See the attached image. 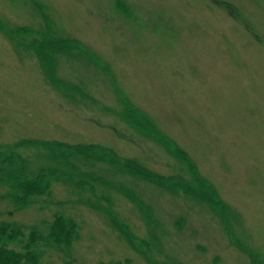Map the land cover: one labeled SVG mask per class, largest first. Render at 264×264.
Segmentation results:
<instances>
[{"label":"rangeland","instance_id":"374dc122","mask_svg":"<svg viewBox=\"0 0 264 264\" xmlns=\"http://www.w3.org/2000/svg\"><path fill=\"white\" fill-rule=\"evenodd\" d=\"M9 153L61 180L0 220L78 225L41 264H264V0H0Z\"/></svg>","mask_w":264,"mask_h":264},{"label":"trees","instance_id":"16d2710c","mask_svg":"<svg viewBox=\"0 0 264 264\" xmlns=\"http://www.w3.org/2000/svg\"><path fill=\"white\" fill-rule=\"evenodd\" d=\"M131 164L132 167L135 165ZM26 165L25 160L15 153L0 155V188L6 189L0 197L5 196L20 208L31 204L37 197L50 193L51 185L61 180L53 172L30 175ZM146 175L153 176L142 169L139 176ZM157 183L162 182L158 180ZM42 223L43 228L35 225L25 231L14 221L0 220V264H41L47 248L60 251L65 257L70 256L72 244L78 237L75 220L56 213L52 220H43ZM13 242L18 243L20 248L12 247ZM101 264L125 263L118 260Z\"/></svg>","mask_w":264,"mask_h":264}]
</instances>
